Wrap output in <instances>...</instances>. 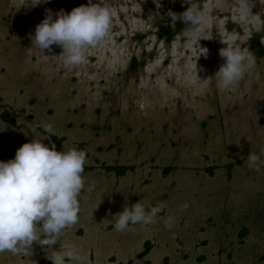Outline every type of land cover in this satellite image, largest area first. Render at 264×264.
Returning <instances> with one entry per match:
<instances>
[{"label":"rangeland","instance_id":"1","mask_svg":"<svg viewBox=\"0 0 264 264\" xmlns=\"http://www.w3.org/2000/svg\"><path fill=\"white\" fill-rule=\"evenodd\" d=\"M87 3L108 9L111 26L83 64L66 66L58 46L42 53L31 46L46 8ZM193 6L204 22L190 36L184 23L170 42L157 34L167 11ZM256 37L264 47V0H50L35 8L0 0V108L16 120L8 129L0 122V161L33 139L30 129L44 136L45 125L57 151L86 152L95 169L83 175L78 223L65 234L82 248L83 264H264V166L245 164L249 153L264 152V55L256 54ZM225 45L253 59L227 90L214 75ZM132 57L141 61L136 71ZM97 158L132 167L116 180ZM140 199L163 206L155 223L114 231L112 216ZM167 216L175 218L170 227ZM79 226L84 234L73 238ZM242 226L248 234L240 240ZM148 240L153 247L142 256ZM40 248L33 242L27 262Z\"/></svg>","mask_w":264,"mask_h":264},{"label":"clouds","instance_id":"2","mask_svg":"<svg viewBox=\"0 0 264 264\" xmlns=\"http://www.w3.org/2000/svg\"><path fill=\"white\" fill-rule=\"evenodd\" d=\"M50 3V0H24V5L35 8ZM160 6V4H159ZM169 22L177 20L189 25L185 35L204 22L201 12L187 7L177 14L167 11ZM111 14L108 9L95 4L80 5L65 12L45 9L43 19L30 34L31 46L42 53L51 51L53 45L61 48L63 63L73 67L85 62L86 49L96 47L108 35ZM201 55L207 54V49ZM200 55V56H201ZM223 59L214 74L218 87L229 89L244 78L253 66V59L238 47L225 45L218 49ZM4 129H0L3 131ZM33 139L22 143L13 158L0 161V253L29 256L35 242L45 248L46 259L51 264H83L86 259L82 248L65 239L69 229L78 223L79 195L85 188L83 176L86 152L76 147H62L57 151L49 140L52 127H42L44 136L35 133ZM264 152L249 153L245 164L252 170L264 166ZM89 191L92 187L89 186ZM143 199L122 206V211L111 218L116 232L131 230L135 225H151L161 213L163 206H149ZM99 203V202H98ZM98 204L96 205V207ZM173 216L164 219L166 227L174 222ZM59 241L58 249H54Z\"/></svg>","mask_w":264,"mask_h":264},{"label":"flooded vegetation","instance_id":"3","mask_svg":"<svg viewBox=\"0 0 264 264\" xmlns=\"http://www.w3.org/2000/svg\"><path fill=\"white\" fill-rule=\"evenodd\" d=\"M169 21H170V18L167 17V13H166V16L164 17V19L161 22H159V29H158V33H157L159 36L164 37L166 39V41L168 40V42H170L172 40V37L178 31L181 30L182 25H183V23L180 22L179 20H177L174 24H172V22H169ZM163 28H169L170 29L171 34H170L169 37H167L161 31ZM142 38L143 37H141V35H137L136 36V39H139L140 40ZM252 44H253V46L255 48L256 54L258 56H260V57L263 56L264 55V47L261 44L260 39L257 38V37L256 38H253L252 39ZM260 49L262 50V53H260ZM133 63H135L134 64V67H133ZM139 65H141V61L138 60L137 57H132L131 58V61H130V70L131 71H136V69H137V67ZM6 110L9 112V115L14 118V121H15L14 124H9V123H7L5 120H3L1 118V113L3 111H6ZM0 122H2V124L7 129L10 128V127H15L16 126V120H15L14 114L10 110H8L6 108H4V109L3 108L2 109L0 108ZM38 130H41V129H38ZM49 137H50V140L51 141L55 140V136L52 135V136H49ZM100 150H102V149L100 148ZM95 164H98L97 165V168H100L101 171H103L105 173L111 172L114 175V178H116V180H117V178L123 177L126 174V171L129 170V169H131V167H132V166H126V165H121V164H111V163H107V161L101 160V159H98V158L96 159ZM169 167H171V166H167V168H169ZM167 168H166V172H169V171H171L173 169V167H172L171 170H167ZM93 169H95V167H93V165H88V164L85 163L83 175L87 171H91ZM212 170H213V168L211 167V171ZM108 228H111V226L108 227ZM242 229H245L246 230V233L243 236H241V237L239 236L240 237V240H243L247 236V234H248V228L245 227V226L240 227L239 233H240V231ZM83 234H84V229L79 226L73 232V235L72 236H73V238H77V237H81ZM72 236H70L68 239H71ZM145 244H146V247H145L146 250H144V252L141 254L142 256H146L149 253L150 249L153 247L152 242L149 241V240L146 241ZM39 248H40V246H39ZM45 248H40L39 252L37 253V257L34 259L35 261L32 264H51V261H49L48 259L45 258L46 257ZM88 257L91 258V259L93 258V256L91 254H89ZM138 258H140V257H138ZM109 259L110 260H113V261L116 260L115 254H113L111 257H109ZM109 259H108V261H109ZM93 260H94V258H93ZM0 264H31V263L30 262H27V256H23V255H15L14 256V255H12L10 253H2V255L0 256ZM120 264H122V263H120Z\"/></svg>","mask_w":264,"mask_h":264},{"label":"trees","instance_id":"4","mask_svg":"<svg viewBox=\"0 0 264 264\" xmlns=\"http://www.w3.org/2000/svg\"><path fill=\"white\" fill-rule=\"evenodd\" d=\"M167 37H169L170 36V34H171V31H170V29L169 28H163L162 30H161ZM260 53H262V50L260 49ZM134 64L135 63H133V67H134ZM1 118L3 119V120H5L7 123H9V124H14V118L12 117V116H10L9 115V112L6 110V111H3L2 113H1ZM228 168H229V166H228ZM172 169V167H169V168H167V170H171ZM209 171H211V168H209ZM121 172V171H120ZM246 233V230L245 229H242L241 231H240V233H239V236L241 237V236H243L244 234Z\"/></svg>","mask_w":264,"mask_h":264}]
</instances>
